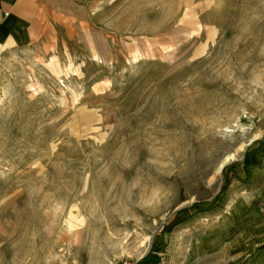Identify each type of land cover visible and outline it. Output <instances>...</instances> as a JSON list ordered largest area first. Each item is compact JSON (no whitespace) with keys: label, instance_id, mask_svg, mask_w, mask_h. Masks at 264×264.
Masks as SVG:
<instances>
[{"label":"rangeland","instance_id":"rangeland-1","mask_svg":"<svg viewBox=\"0 0 264 264\" xmlns=\"http://www.w3.org/2000/svg\"><path fill=\"white\" fill-rule=\"evenodd\" d=\"M80 2L97 46L0 68V264H139L160 240L150 261L183 259L264 188V0ZM234 172L220 209L160 236Z\"/></svg>","mask_w":264,"mask_h":264},{"label":"crops","instance_id":"crops-1","mask_svg":"<svg viewBox=\"0 0 264 264\" xmlns=\"http://www.w3.org/2000/svg\"><path fill=\"white\" fill-rule=\"evenodd\" d=\"M89 9L80 0H0V68L32 46H97ZM190 244L169 264H264V188L236 196Z\"/></svg>","mask_w":264,"mask_h":264},{"label":"trees","instance_id":"trees-1","mask_svg":"<svg viewBox=\"0 0 264 264\" xmlns=\"http://www.w3.org/2000/svg\"><path fill=\"white\" fill-rule=\"evenodd\" d=\"M252 164H253V160L251 158H246V160L244 161V165L248 170V172H249V167ZM234 178L240 179V177L237 175L236 172H234L232 176L229 177L226 176V185L223 188V190L220 192V195L217 196V198L214 200L212 204L203 207L198 203L191 207H186L178 210L173 220L164 226L160 236L170 234L174 229V227L182 224H186L192 219L194 220V218H196L199 214L208 213L220 209L227 200L226 190L229 184L231 183L232 179ZM166 247H167V243L164 240L154 242L148 254H146V256L141 261L149 260L152 257H158L160 253L166 250ZM157 263H158L157 261H150L149 264H157Z\"/></svg>","mask_w":264,"mask_h":264},{"label":"built area","instance_id":"built-area-1","mask_svg":"<svg viewBox=\"0 0 264 264\" xmlns=\"http://www.w3.org/2000/svg\"><path fill=\"white\" fill-rule=\"evenodd\" d=\"M121 264H133V263H131V261H129L128 259H126V260H123ZM159 264H165L164 259H163V261H162L161 263H159Z\"/></svg>","mask_w":264,"mask_h":264}]
</instances>
